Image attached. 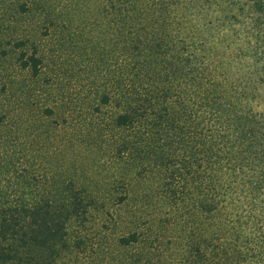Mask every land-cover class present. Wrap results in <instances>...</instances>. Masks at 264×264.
Returning <instances> with one entry per match:
<instances>
[{
	"label": "rangeland",
	"instance_id": "rangeland-1",
	"mask_svg": "<svg viewBox=\"0 0 264 264\" xmlns=\"http://www.w3.org/2000/svg\"><path fill=\"white\" fill-rule=\"evenodd\" d=\"M123 5L0 0L1 182L40 201L82 191L88 209L71 219L68 245L51 264H222L216 217L199 211L205 192L199 165L188 171L183 164L193 161L192 152L197 157L186 135L176 142L161 128L139 139L137 124L116 123L126 105ZM31 56L38 58L36 68ZM236 204L237 216L256 222L250 198ZM132 231L136 241H119ZM256 234L250 226L238 242L234 233L231 264H260L252 251ZM242 235L249 249L244 257L237 256Z\"/></svg>",
	"mask_w": 264,
	"mask_h": 264
},
{
	"label": "trees",
	"instance_id": "trees-1",
	"mask_svg": "<svg viewBox=\"0 0 264 264\" xmlns=\"http://www.w3.org/2000/svg\"><path fill=\"white\" fill-rule=\"evenodd\" d=\"M123 4L121 82L126 105L116 123L137 124L143 134L137 133L139 139L161 128L176 142L186 141V135L197 157L192 152L193 161L188 157L183 164L188 171L195 162L199 165L205 191L199 211L204 218L216 217L220 262L231 264L234 233L238 238L240 231L254 226L258 236L252 251L264 264V0ZM31 59L36 68L38 58ZM9 186L1 182L0 173V264H51L68 245L71 219L88 209L82 191H70L58 201H40L25 198L23 188ZM240 197L253 201L256 222L237 216ZM236 221L239 229L234 231ZM137 239L136 231L119 237L123 244ZM244 241L242 235L237 256L249 250Z\"/></svg>",
	"mask_w": 264,
	"mask_h": 264
}]
</instances>
